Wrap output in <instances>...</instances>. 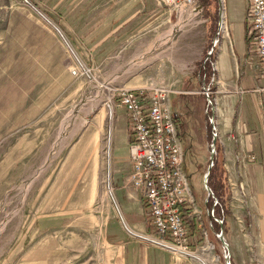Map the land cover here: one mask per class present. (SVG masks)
I'll use <instances>...</instances> for the list:
<instances>
[{"label":"rangeland","instance_id":"374dc122","mask_svg":"<svg viewBox=\"0 0 264 264\" xmlns=\"http://www.w3.org/2000/svg\"><path fill=\"white\" fill-rule=\"evenodd\" d=\"M197 1L202 7L198 19L203 48L195 64L145 62L148 55L129 70L131 60L149 47L137 46L139 42L133 38L113 50L98 67L99 74L91 72V79H83L69 75L58 56L59 42L52 25L36 13L37 4L52 20L59 21L61 17L53 16V0H31L35 5L0 0V264L119 263L115 250L104 242V219L98 215L112 205L105 189L111 165L113 131L109 126L112 130L118 111L124 108L117 106L111 117L102 100L136 75L151 76V86H170L168 82L180 75L192 89L184 98L179 99L173 91L170 95L180 123L182 168L191 181L197 204L205 209L202 177L209 145L204 158L200 145L203 138L210 142L206 102L197 72L217 21L218 3L216 0L212 4L209 17L203 3ZM226 7H230V0H226ZM67 19V35L79 46L83 43L79 18ZM224 35L220 39H227ZM199 39V35L190 36L182 44L187 50ZM138 81L142 80L135 78L131 86ZM98 114H102L101 121ZM210 221L203 211V226L214 244L210 248L214 264H224L223 248L214 240L217 232ZM205 245H196L194 250ZM187 256L181 258L195 263Z\"/></svg>","mask_w":264,"mask_h":264},{"label":"crops","instance_id":"0c3cea01","mask_svg":"<svg viewBox=\"0 0 264 264\" xmlns=\"http://www.w3.org/2000/svg\"><path fill=\"white\" fill-rule=\"evenodd\" d=\"M28 1L32 4L31 0ZM222 1L228 37L219 39L215 49L212 94L216 99V141L230 190L228 207L231 217L226 221L224 238L229 245L231 264H264V82L247 34V0H230L229 8L226 7V0ZM35 7L44 23L49 24L43 18L45 16L58 26L76 56L93 74H99L98 67L114 49L133 38L139 42L137 46H149L139 58L134 59L135 64L148 55L145 62L195 64L202 53L200 15L165 6L159 0H53V16L61 17L59 21L52 20L39 5ZM67 16L79 18V37L83 42L79 46L71 42L67 35ZM50 28L59 42L58 56L64 60L69 75L85 79L71 49L57 30L52 26ZM172 30L173 35L167 38ZM194 35H199L198 43L186 50L182 43H187L188 38ZM143 40L145 43H142ZM174 77L172 82H168L173 93L191 94L192 89L185 85L186 80L182 81L180 75ZM135 78L145 82V85L132 87ZM152 83L151 76L142 78L136 75L119 87H151ZM128 117V113L121 109L113 121L108 172L110 187L126 224L138 233H152L154 228L142 190L135 188L129 178L131 135ZM208 145L203 138L200 145L203 158ZM239 181L244 184L243 194L236 188ZM108 201L111 207L104 208V213L100 212L98 218L104 219V242L115 250L119 261L115 264H196L187 263L170 251L129 234L123 228L113 202L111 199ZM199 234L194 232L193 235Z\"/></svg>","mask_w":264,"mask_h":264},{"label":"built area","instance_id":"2783aa9c","mask_svg":"<svg viewBox=\"0 0 264 264\" xmlns=\"http://www.w3.org/2000/svg\"><path fill=\"white\" fill-rule=\"evenodd\" d=\"M23 1L29 3L28 0ZM159 1L165 6L176 7L178 10L185 8L195 15L200 14L202 10L197 0ZM246 18L247 34L252 42L254 56L257 58L259 75L264 82V0H247ZM54 26L56 27V25ZM56 28L60 36L64 37L58 26ZM225 28L223 19L219 39L220 35L222 36L226 32ZM69 49H71V53L74 52L72 48ZM77 63L85 76L91 79L90 72L83 63L81 62L84 67L78 61ZM212 66H214L213 61ZM212 80L213 75L211 82ZM207 89L210 95L212 90L208 86ZM172 91L174 90L170 86L163 85L139 88L117 87L102 100V104L108 112L110 111L111 117L117 106H122L128 113V128L131 135L129 142L131 172L129 178L135 188L142 190L154 228L152 233L142 234L132 230L127 225V228L139 236L125 230L141 240L186 258L188 256L179 255L177 252L190 255L192 251H195L196 245H202L203 242H206V247L213 248L214 244L209 241L208 231L203 226V211L207 216L205 209L208 206L205 203L203 210L197 204L191 181L182 168L184 150L171 106L170 93ZM201 92L203 93L202 90ZM211 98L214 102L215 113L216 99L214 96ZM207 114H209V108ZM110 129L111 127H109V131ZM108 172L105 178V189L110 198L113 196V192L112 187H110ZM236 188L241 194L244 193V184L241 181L236 184ZM208 218L210 219V217ZM186 220L194 221L195 225L200 228L202 244L198 242V235H193V237L189 235ZM149 235L152 237H148ZM191 242L194 247L191 246ZM197 258L199 261L202 260L200 257Z\"/></svg>","mask_w":264,"mask_h":264},{"label":"water","instance_id":"95a60500","mask_svg":"<svg viewBox=\"0 0 264 264\" xmlns=\"http://www.w3.org/2000/svg\"><path fill=\"white\" fill-rule=\"evenodd\" d=\"M222 0H217V3H218V14L216 15L217 16V22H216V29L212 38H211V42H210V46L209 48L206 50L204 56L202 57V60L200 62V68L198 71L202 70L204 65H205V62L211 58V55L212 53L214 52V49L218 43V40H219V34L222 30V26H223V4H222ZM44 18L54 27L56 28L53 23L47 19L45 16ZM57 29V28H56ZM59 31V30H58ZM60 32V31H59ZM63 37V36H62ZM65 43H67L68 47H70L68 41L63 37ZM74 54V57L77 59V61L79 62V64L84 67L82 65V63L80 62L79 58L76 56V54L73 52ZM73 73H75V70H72ZM200 81V88L201 90L203 91V94H204V97H205V100H206V109H205V113H208V108H209V117H208V123L210 124V128H211V141L209 143V155H208V164H207V167L205 168V172L203 174V177H202V185H203V189L206 193V196H205V203L207 202V200L211 197L212 198V205L210 207H206L205 211H206V214L208 217H210L212 220H215L218 224H219V230L218 232L216 233V237L217 239L219 240L222 248H223V260H224V264H231V261H230V251H229V245H228V242L226 241V239L224 238L225 235H224V231H223V221L222 219L216 217L214 215V206L217 204L218 202V197H216L215 193L213 192L212 188L209 186V184L207 183L208 182V177H209V174H210V168L213 166V163H214V158H215V155H216V144H215V140L217 139V128L215 127L216 126V123H215V107H214V102H213V99L210 97L209 95V92H208V89H207V86L205 85V82H204V74L202 76L199 75V72H198V77H197ZM110 114V113H109ZM111 116V114H110ZM110 127V126H109ZM108 142H109V136H108ZM114 206H115V209L118 213V216L122 222V225H123V228H125L127 231H130L131 233H133L134 235L136 236H139V234L131 231L129 228H127V224L125 222V220L123 219L122 215L120 214V211H119V208L113 198V196L110 197ZM209 225L212 227V222L210 221L209 222ZM141 236V235H140ZM203 264H205V262L203 260H201Z\"/></svg>","mask_w":264,"mask_h":264},{"label":"trees","instance_id":"16d2710c","mask_svg":"<svg viewBox=\"0 0 264 264\" xmlns=\"http://www.w3.org/2000/svg\"><path fill=\"white\" fill-rule=\"evenodd\" d=\"M200 1L204 5L203 8H204L205 14L210 17L212 15L211 14L212 4L215 3L216 0H200ZM216 22H215L214 29H216ZM214 29H212L213 31L210 35V39H209L207 49L210 46L211 38L215 32ZM214 53H215V51L211 55V58L205 62L203 69L198 71L200 76H202L204 74L205 84L209 87L210 90H212L211 77L213 75L212 61L214 59ZM177 96L179 99L181 97L184 98V95H181V94H179ZM210 96L213 97V94L211 93ZM205 102H206V100H205ZM171 106H172V103H171ZM206 116L208 118L209 114ZM175 122H176V125L180 124V123L178 124L176 117H175ZM207 124H208L207 129L209 130L208 131L209 132V138L208 139L210 142L211 141V129H210V124L208 123V119H207ZM128 130H129V128H128ZM216 140H215V144H216V152L217 153H216L215 158H214L213 166L210 168L211 170H210V174H209L207 183L212 188L216 197H218V202L214 206V215L216 217L222 219L223 231L225 233V231H226V218L230 214V211H229L230 209L228 207V196L230 195V190L228 187V183H227V179H226V175H225V170H224V167H223L221 159H220V151H219L218 141H216ZM206 205L208 207H210L212 205V198L211 197L207 200ZM186 222L188 225V230H189L190 236H192L194 234V232L199 233L200 228L195 225L196 223L194 221L186 220ZM212 228L215 231V233L218 232V230H219V224L215 220L212 221ZM197 239H198V242L202 244L203 239H202V236H200V234L198 235ZM214 240L217 241L218 243H220L215 235H214ZM191 246L194 247V244H192V242H191Z\"/></svg>","mask_w":264,"mask_h":264},{"label":"bare ground","instance_id":"6f19581e","mask_svg":"<svg viewBox=\"0 0 264 264\" xmlns=\"http://www.w3.org/2000/svg\"><path fill=\"white\" fill-rule=\"evenodd\" d=\"M224 12V11H223ZM223 15H224V13H223ZM223 19H224V16H223ZM176 28V27H175ZM175 28H174V30H175ZM174 30H172L170 33H168L167 35H166V37L167 38H170L172 35H173V33H174ZM162 41V40H161ZM156 46V45H155ZM154 46V47H155ZM154 49V48H153ZM130 65V64H129ZM133 65H135V61L134 60H132V62H131V66H129L128 67V69L129 68H131ZM130 70V69H129ZM132 70V69H131ZM128 71V70H127ZM143 85H145L144 84V82L143 81H138L137 82V84H135V85H133L132 87H135V86H143ZM108 111V110H107ZM110 112V111H109ZM102 114H98L97 115V119H99L100 121L102 120ZM111 132H112V130H111ZM66 187H67V185H66ZM148 237H152V236H148ZM179 255L180 254H182V255H188V254H185V253H179V252H177ZM190 257H192L193 259H194V261L196 262V263H198V264H202L201 263V261H199V259L197 258V257H200V258H202V260L205 262V264H214L215 263V260H214V257H213V255H212V252H211V250H210V248L209 247H206V246H204V247H201L200 249H197V250H195V251H192V253H190V255H189Z\"/></svg>","mask_w":264,"mask_h":264}]
</instances>
